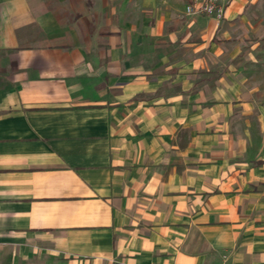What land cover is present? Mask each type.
Returning <instances> with one entry per match:
<instances>
[{
	"label": "crops",
	"instance_id": "1",
	"mask_svg": "<svg viewBox=\"0 0 264 264\" xmlns=\"http://www.w3.org/2000/svg\"><path fill=\"white\" fill-rule=\"evenodd\" d=\"M190 1L0 0V264H264V140Z\"/></svg>",
	"mask_w": 264,
	"mask_h": 264
},
{
	"label": "rangeland",
	"instance_id": "2",
	"mask_svg": "<svg viewBox=\"0 0 264 264\" xmlns=\"http://www.w3.org/2000/svg\"><path fill=\"white\" fill-rule=\"evenodd\" d=\"M241 14L221 20L224 61L220 69L241 68L250 101L237 120L238 136L249 146L264 140V0H242Z\"/></svg>",
	"mask_w": 264,
	"mask_h": 264
},
{
	"label": "built area",
	"instance_id": "3",
	"mask_svg": "<svg viewBox=\"0 0 264 264\" xmlns=\"http://www.w3.org/2000/svg\"><path fill=\"white\" fill-rule=\"evenodd\" d=\"M223 0H191L186 6V14L193 17L207 16L221 21L225 18Z\"/></svg>",
	"mask_w": 264,
	"mask_h": 264
}]
</instances>
